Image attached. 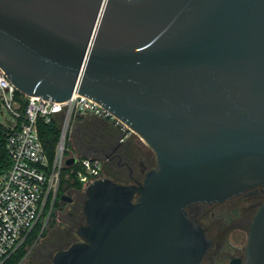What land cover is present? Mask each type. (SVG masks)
<instances>
[{
	"label": "water",
	"instance_id": "water-1",
	"mask_svg": "<svg viewBox=\"0 0 264 264\" xmlns=\"http://www.w3.org/2000/svg\"><path fill=\"white\" fill-rule=\"evenodd\" d=\"M0 68L27 97L95 101L156 156L142 183L85 189L82 242L53 264H199L186 209L264 187V0H0Z\"/></svg>",
	"mask_w": 264,
	"mask_h": 264
},
{
	"label": "built area",
	"instance_id": "built-area-1",
	"mask_svg": "<svg viewBox=\"0 0 264 264\" xmlns=\"http://www.w3.org/2000/svg\"><path fill=\"white\" fill-rule=\"evenodd\" d=\"M17 92L0 68V112H6L11 119L7 122L10 129L7 151L12 161L9 171L0 176V264L27 241L40 222L51 196L54 204L68 159L65 156V139L71 121L92 116L111 123L126 136L130 133V129L108 110L85 96L74 94L68 101L56 102L24 95L26 108L21 114ZM57 118L62 121L61 135L54 162L49 167L37 123L43 120L49 124ZM74 158L76 163L73 165L78 166L75 179L83 189L103 178L101 160Z\"/></svg>",
	"mask_w": 264,
	"mask_h": 264
},
{
	"label": "flooded vegetation",
	"instance_id": "flooded-vegetation-1",
	"mask_svg": "<svg viewBox=\"0 0 264 264\" xmlns=\"http://www.w3.org/2000/svg\"><path fill=\"white\" fill-rule=\"evenodd\" d=\"M98 123L103 128L95 134L92 139L94 146H90L86 153L95 156L92 158L101 160L102 169L104 167L109 170L106 178L114 183L127 186L142 183L145 174L157 166L156 158L146 154L143 146L137 143L135 145L112 124L106 121ZM57 195L58 192L55 199ZM68 199L72 207L66 218L71 224L75 223L73 218L78 201ZM55 203L54 208H56ZM263 203L264 187L259 186L223 202L194 204L188 207L186 209L188 217L203 229L207 240L211 243L199 264H246L250 225ZM59 210H63L60 205ZM76 225H79L76 229L78 233L79 228L86 225V219L84 224L77 222ZM67 233L69 236L73 230L70 229Z\"/></svg>",
	"mask_w": 264,
	"mask_h": 264
},
{
	"label": "rangeland",
	"instance_id": "rangeland-1",
	"mask_svg": "<svg viewBox=\"0 0 264 264\" xmlns=\"http://www.w3.org/2000/svg\"><path fill=\"white\" fill-rule=\"evenodd\" d=\"M2 112L3 113L0 112V123L7 124V122L11 119L6 114V112ZM102 128V125L93 120L83 119L79 121L77 119L71 121L65 139V156L68 155L69 158L95 157L88 152L86 153V150H88L90 146H94L92 139L96 136L95 134L102 130ZM117 130L121 134L123 133V131H121L119 128H117ZM128 137L129 138L127 139L131 140L133 143H135V145L137 143L143 146L146 154L152 155L153 158H156L155 153L151 150V148L146 145L136 134L130 131ZM81 152H83L82 155ZM107 170L103 167V178L107 177ZM53 194H56V192ZM64 195L67 198H72L78 201V206L76 211H74L73 218L75 223H68L69 221L66 218L68 213H70L69 211L72 207V203L61 200L58 204V207L53 208L52 215L46 216L43 221V228L47 230L46 236L43 238H38L29 247L27 256L21 264H53L52 258L56 253L66 250L72 244L81 241V238L76 232V229L79 226H77L76 223H85V216L83 214L84 201L86 200L85 189L76 190L73 188H68L66 189ZM59 205L63 208L62 211L59 210ZM70 229L73 230V233L67 236V232Z\"/></svg>",
	"mask_w": 264,
	"mask_h": 264
},
{
	"label": "trees",
	"instance_id": "trees-1",
	"mask_svg": "<svg viewBox=\"0 0 264 264\" xmlns=\"http://www.w3.org/2000/svg\"><path fill=\"white\" fill-rule=\"evenodd\" d=\"M17 100L20 103V112L21 114H24L26 108L25 96L17 92ZM61 124L62 121L60 118L53 119L52 122L49 124L45 123L43 120H39L37 123L39 139L43 145L45 154L47 156L49 167L52 166L55 159L56 149L61 135ZM9 133H10L9 125L0 123V176L3 173L9 171L12 165L11 158L7 151V139ZM66 157L69 158L68 155H66ZM77 171H78L77 165H71V166L64 165L62 170V179L58 188V195L54 200V203L56 202L55 203L56 207L58 206L59 201L62 200V197L64 196L66 189L73 188L76 190H83L82 184H80L75 179ZM67 176L68 178H66ZM52 203H53V197L51 196L48 200L45 212L40 222L32 231L27 241L21 247H19L3 264H21L22 261L27 256L29 247L38 238H43L46 236L47 230L43 228V221L45 217L49 215V213L50 216L52 215V210L54 208L53 207L54 205Z\"/></svg>",
	"mask_w": 264,
	"mask_h": 264
},
{
	"label": "crops",
	"instance_id": "crops-1",
	"mask_svg": "<svg viewBox=\"0 0 264 264\" xmlns=\"http://www.w3.org/2000/svg\"><path fill=\"white\" fill-rule=\"evenodd\" d=\"M83 119L93 120V121H96V122H104V121H101L99 119H96V118H94L92 116H83V117H80L78 120L80 121V120H83ZM109 124H111V123H109Z\"/></svg>",
	"mask_w": 264,
	"mask_h": 264
}]
</instances>
